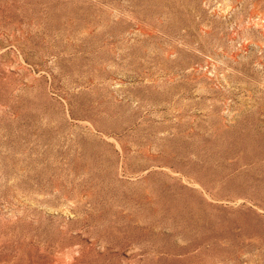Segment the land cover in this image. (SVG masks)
Instances as JSON below:
<instances>
[{
  "label": "rangeland",
  "instance_id": "obj_1",
  "mask_svg": "<svg viewBox=\"0 0 264 264\" xmlns=\"http://www.w3.org/2000/svg\"><path fill=\"white\" fill-rule=\"evenodd\" d=\"M0 264H264V0H0Z\"/></svg>",
  "mask_w": 264,
  "mask_h": 264
}]
</instances>
